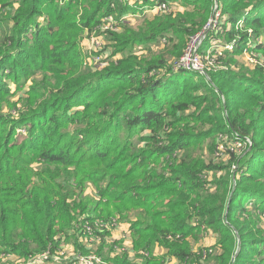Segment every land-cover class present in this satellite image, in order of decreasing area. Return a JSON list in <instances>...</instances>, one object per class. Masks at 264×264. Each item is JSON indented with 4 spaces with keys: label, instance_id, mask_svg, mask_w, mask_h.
<instances>
[{
    "label": "trees",
    "instance_id": "16d2710c",
    "mask_svg": "<svg viewBox=\"0 0 264 264\" xmlns=\"http://www.w3.org/2000/svg\"><path fill=\"white\" fill-rule=\"evenodd\" d=\"M159 1L178 9L0 0V264H78L60 259L65 243L120 224L143 264H164L157 245L203 264L213 248L195 252L189 239L211 232L216 264H264V0H218L200 48L207 74L175 66L216 0ZM110 16L118 58L98 70L82 45ZM246 51L259 52L254 68L239 64ZM217 146L228 163L213 159Z\"/></svg>",
    "mask_w": 264,
    "mask_h": 264
},
{
    "label": "rangeland",
    "instance_id": "374dc122",
    "mask_svg": "<svg viewBox=\"0 0 264 264\" xmlns=\"http://www.w3.org/2000/svg\"><path fill=\"white\" fill-rule=\"evenodd\" d=\"M131 2L134 3L135 0H131ZM154 7H155V4L146 8V11L149 12L147 14H149L150 16L153 15V13L151 12H154ZM140 13H142V11H139L137 13L129 12V13H126V15L131 17V16H134ZM216 18L217 16L215 15V20ZM141 20H142L141 17L134 19L135 24H132V25L138 24ZM93 31H95V33H93L92 35H94L95 37H99L97 39L100 40L101 42L99 49H95V51L93 52H90L88 50L89 45H90V42H89L90 40L88 39L92 35L90 36L87 35L84 38L83 42L85 43L82 45V48L85 54L87 55V57L89 58V61L92 59V57L95 55L96 52L98 53V56L100 57V62L103 63L101 67H97V69L100 70L108 66L111 63V60H116L118 56H113L111 54L110 42H109L110 40L107 39L108 32L101 31L100 27H95ZM138 46L142 47L143 45H136L135 48H137ZM206 48H207V43H205V45L202 46L201 50L203 49L205 50ZM140 51H143V50H140ZM258 53L256 52L250 53L249 51H246L243 54L238 55L237 59L239 61V64L241 66L244 65L249 68L250 67L254 68L256 65L259 64V61L257 60V58H255L257 57ZM253 54H255L254 55L255 57L253 56ZM219 68H223V67L219 66ZM196 72H199V71H196ZM204 74H207V72ZM224 138H225L224 136H219L218 139H224ZM251 148H252V142L249 139H246L245 142L240 141V145L236 143V147L234 148L232 147L231 150H234L237 156L238 155L242 156L243 154L245 155ZM205 158L206 160H209L211 156L209 154H206ZM213 159L215 160V162L226 164L229 162L230 155L228 154L227 150L224 149L223 146L220 147V150H219V146H217L215 157H213ZM236 168H238V164L232 163L231 171H233V175L231 176V179L233 180H234ZM221 174H223V171H218L217 176H220ZM214 176L215 174H213V172L209 173V181L213 182V184L207 185V189L209 190V192L216 191L218 187L217 183L214 182ZM233 180H231L230 182V188H232L233 186ZM108 222L109 221H107V223L103 225V227L106 228V226H109L110 224H112ZM127 225H123V226L127 229ZM117 227H115L112 230L105 229L101 233H96L95 232L96 227L95 228L91 227V233L85 232V234L80 239V241L79 240L77 241L78 244L81 245L80 248L73 246L74 243L72 241H68L62 246V249L59 255L60 259L63 260L64 262L74 261V262H77L78 264H114L116 261H120L123 259V256H120V255H124V253H127L128 258H129L128 260L130 261L131 264H143L144 263L143 258L139 254H137L133 249V243H132V239L130 236V230L128 229V231L125 232L121 230L120 228L116 229ZM123 235L125 237H122ZM203 236L196 242L194 241L192 237H190L189 240L193 244V250H195V252L202 253V249H208L212 247L213 248L212 253H211L212 255L207 257L204 260L203 264H216L215 255L219 252H222V250L219 248H218V251L214 249V244L216 242L218 235L216 233L211 232L208 235L204 237ZM129 248H132V249H129ZM156 248L160 249V251L162 250L163 252L166 251L165 254H162V255H166L164 264H181L179 259H176L174 257L170 258L167 255V250L165 248L158 246V245L155 247V249ZM155 249H154V252H155ZM158 252L156 250L155 255H161L160 252L159 253ZM115 256H118V257H115ZM263 256H259V257H263ZM106 257H114L116 259L114 261L111 260L112 262L111 263V262L105 261ZM204 257H205V253H204ZM35 260H39L38 257H35ZM10 263L17 264L18 261L11 260ZM48 264H52V263H48Z\"/></svg>",
    "mask_w": 264,
    "mask_h": 264
},
{
    "label": "built area",
    "instance_id": "2783aa9c",
    "mask_svg": "<svg viewBox=\"0 0 264 264\" xmlns=\"http://www.w3.org/2000/svg\"><path fill=\"white\" fill-rule=\"evenodd\" d=\"M178 8L176 6L173 5H168L167 3L164 2H160L159 0H157V2L155 3V7H154V11L158 10H171V11H176ZM218 8L215 7V13L213 14L212 18L210 19L209 23L207 24L206 28L200 32L199 34H197L196 36H194L187 48L186 51L184 53V55L181 57V59L176 63V68H185L187 70H193V71H199L200 73H206V68L208 67V65L206 66L203 58L201 56L200 53V48L202 46L203 40L205 39L208 31L213 27V25H215V23L217 22L218 19V15L219 13L217 12ZM215 15L217 16L216 20H215ZM101 31L105 32L108 30L111 31H117L119 30V27L117 26V23L114 19L113 16L107 17L104 19L103 24L100 26ZM97 38L99 37H95L94 35H92L88 40H90V45L88 50L90 52L95 51V49H99L101 42L100 40H98ZM85 42H83L84 44ZM92 62V64L97 68V67H101L103 65L102 62H100V57L98 56V53L96 52L95 55L92 57V59L90 60ZM211 62H208V64H210ZM212 65V64H210ZM214 66V65H213ZM238 139H240L239 137H237ZM237 143L240 145V141H237ZM102 226L105 225V222H103L101 224ZM86 232L87 233H91V226L87 225L86 227Z\"/></svg>",
    "mask_w": 264,
    "mask_h": 264
},
{
    "label": "crops",
    "instance_id": "0c3cea01",
    "mask_svg": "<svg viewBox=\"0 0 264 264\" xmlns=\"http://www.w3.org/2000/svg\"><path fill=\"white\" fill-rule=\"evenodd\" d=\"M124 225H126V224H124ZM118 228H120L121 230H123V231L126 232V231H128V229H129V224L127 225V229H126L123 225H121V224H120L116 229H118ZM122 237H125V236L123 235ZM129 249H131V248H129ZM156 250H157V252H158V250H159V252H160L161 255H162V254H165V252H166V251L163 252L162 250L160 251V249H158V248L155 249V252H156ZM159 252H158V253H159Z\"/></svg>",
    "mask_w": 264,
    "mask_h": 264
},
{
    "label": "water",
    "instance_id": "95a60500",
    "mask_svg": "<svg viewBox=\"0 0 264 264\" xmlns=\"http://www.w3.org/2000/svg\"><path fill=\"white\" fill-rule=\"evenodd\" d=\"M215 4H216V8H218V0H216Z\"/></svg>",
    "mask_w": 264,
    "mask_h": 264
}]
</instances>
